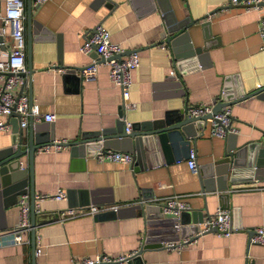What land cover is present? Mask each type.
<instances>
[{
    "label": "crops",
    "instance_id": "crops-1",
    "mask_svg": "<svg viewBox=\"0 0 264 264\" xmlns=\"http://www.w3.org/2000/svg\"><path fill=\"white\" fill-rule=\"evenodd\" d=\"M244 1L232 4L228 0H45L31 9L35 23L30 71L24 21L27 80L15 91L28 94L30 87L32 101L40 111L55 115L52 121L31 120L32 124L51 130L54 141L65 142L80 139L84 132L114 126L120 109L124 121L134 123L162 118L174 110L185 111L198 102H212L226 84L230 89L252 93L264 86V47L258 11L245 9ZM183 19H200L187 28L194 45L202 43L200 22H209L210 46L201 65L194 58L176 60L172 46L165 40L170 27ZM99 23L109 30L111 41L124 51L136 50L139 55V65L132 70L130 96L124 102L120 88L110 82L105 64L100 63L95 76L88 80L77 79L68 71L93 59L92 52L82 53L79 46ZM6 54L1 53L2 57ZM230 111L232 124L238 129L236 145H264V97H245L230 104ZM8 122L9 129L0 130V150L11 145L14 117H9ZM201 124L199 128L193 125L194 135L189 136L190 146L196 152L195 171L187 166L185 146L177 148V157L170 147L159 149L150 154V164L136 169L131 164L96 159L93 153L98 146L94 142L88 145L90 154H86L83 143L62 144L55 151H35V196L61 188L66 198H34L35 235L40 236L42 245L38 255L32 254L30 242L7 243L18 220V206L16 203L3 207L0 264H70L71 260L96 253L126 255L141 246L146 229L143 215L131 214L127 209L121 216L82 213L61 220L58 213L79 205L106 208L140 200L156 204L173 194L180 195L189 205L183 211L189 226L162 234L177 235L172 239L175 243L193 234L196 230L192 225L220 208L219 203L228 205L232 223L238 229L227 236L208 231L196 235L192 242L172 248H142L141 264H264V246L250 242L251 229L264 226V165L258 169L245 166L239 175L241 180L232 184L227 180L228 196L223 200L217 197L219 190L211 194L201 192L198 168H213L230 138L212 136L208 124L200 121ZM22 129L26 132L28 125ZM20 159L21 165L27 167L26 155ZM254 169L257 171L251 176ZM81 191H94L96 202L80 204ZM163 215L174 216L164 212ZM24 237L31 240L30 232Z\"/></svg>",
    "mask_w": 264,
    "mask_h": 264
},
{
    "label": "water",
    "instance_id": "water-1",
    "mask_svg": "<svg viewBox=\"0 0 264 264\" xmlns=\"http://www.w3.org/2000/svg\"><path fill=\"white\" fill-rule=\"evenodd\" d=\"M31 0H25V24L27 35V58L28 70L30 71V42L34 39L32 35L34 20L31 18ZM153 6L151 10H153ZM206 16V15H205ZM204 16V17H205ZM200 19H183L176 22L170 27L169 36L165 38L166 41L172 46L174 57L176 60L188 58L196 60L201 65L202 57L207 55L208 41L211 38L209 29V22L207 20L200 22L202 43L194 45L191 40V35L187 29L193 23ZM132 50H125L128 53ZM92 57L97 58L95 51H92ZM194 58V59H193ZM73 73L77 79H81L75 73V69L68 70ZM174 78V75L171 77ZM28 86L30 82L27 81ZM224 95L216 101L213 111L219 110L224 105H230L245 97L256 94L264 97V86L262 88L245 94L241 88L237 90L230 89L229 86L224 85ZM28 97L32 100L30 87L28 89ZM215 101V100H214ZM119 118L116 119L114 126L102 127L99 130L88 131L81 134L80 139L70 142H62L61 144H84L86 154L91 152L88 149L90 142L93 145L102 146L104 148L121 149L131 154V166L136 168L145 167L150 164V154L161 149L170 147L177 157V148L184 146L189 152L190 140L189 136L194 135L192 131L193 125L198 128L200 121L203 122V117L187 116L184 109L174 110L166 113L162 118L145 120L131 123L129 130L125 129V121L122 111L118 112ZM14 122L12 123L13 136L11 137V145L0 150V210L3 207L12 206L17 203L18 196L21 194L29 195L30 204V245L32 254L35 248V214H34V187H33V157L35 151L41 146L54 143V137L51 130H46L38 126H34L29 119L27 131H23L19 127V116L12 114ZM229 142L225 148L223 156L213 164V168L206 171L202 167L198 168V185L201 192L215 193L217 190L218 199H224L228 196V184L236 183L242 178L243 167L257 168L264 165V145L237 146L236 133H229L227 135ZM26 155L28 165L24 167L21 165L20 157ZM145 158V159H144ZM138 166V167H136ZM257 170L250 171V175H254ZM28 174V177H27ZM253 178V177H252ZM29 181V182H28ZM94 191H81L82 197L80 204H88L96 202L93 198ZM87 193V194H86ZM220 208L227 209L226 203H219ZM161 203H143L138 202L125 207L119 208L116 212L104 211L97 213L99 215L111 214V216H121L123 211H131V214L136 212L138 215H143L146 222V229L143 235L142 247L138 250L136 256L127 261L128 264H141L140 250L142 248H153L162 246L163 241H171L176 239L175 236L162 235L163 232L171 231L178 232L180 228L183 230L184 226H189V221L184 220V213L181 212L180 216L164 217ZM197 227L195 225H192ZM3 226L0 225V228ZM185 227V228H186ZM216 231V229H212Z\"/></svg>",
    "mask_w": 264,
    "mask_h": 264
},
{
    "label": "built area",
    "instance_id": "built-area-1",
    "mask_svg": "<svg viewBox=\"0 0 264 264\" xmlns=\"http://www.w3.org/2000/svg\"><path fill=\"white\" fill-rule=\"evenodd\" d=\"M45 0H31V6L35 7ZM240 0H228V3L237 4ZM227 3V4H228ZM245 9H255L258 11V28L261 38V46L264 47V4L261 0H245ZM25 0H0V130H8L10 124L9 117L12 114L19 116L18 125L25 128L30 120L43 119L52 121L55 115L50 112L43 113L40 111L37 103L29 99L28 94L16 92L18 86H24L26 83V64H25ZM2 51H6V56L2 57ZM79 51L88 54L95 51L97 58H93L85 65L75 70V73L83 80L92 79L98 65L103 63L107 66V74L110 82L120 88L122 101H126L130 96V87L132 84V70L139 65V55L136 50L124 53V49L118 44L110 40L109 30L101 23L94 26L93 31L88 39L80 46ZM226 86H228L226 84ZM224 95V89L215 101L198 102L186 107L185 114L193 117H203L204 123L209 126V134L216 137H226L229 133H237L238 129L232 124L230 105H224L219 110L213 111L216 101ZM131 122L125 121V129L129 130ZM65 141H54L52 144H46L37 149L40 152L55 151L60 148L61 143ZM98 160L119 161L131 164L132 157L128 152L104 148L98 146L93 153ZM187 166L190 170H196V152L190 148L186 159ZM45 197L56 200L66 198V192L58 188L51 194H39L34 196L38 201ZM28 194H21L17 200L18 220L15 226L10 230L11 236L7 239V243L22 244L29 243V238L24 235L30 232V204ZM136 202L117 203L109 207H97L95 205H79L68 207L61 210L58 215L61 220L82 213L95 214L99 211L116 212L119 208L128 206ZM162 211L179 216L182 211L187 210L189 205L178 194L167 196L162 201ZM37 205V203H36ZM35 209V204H34ZM196 231L185 236L181 242L163 241L162 245L166 248H172L182 245L183 243L192 242L196 235L213 231L223 235H229L231 231L237 230L238 227L232 223L231 211L224 208H217L213 213L207 215L202 220L194 224ZM251 243H258L264 246V226H258L251 229ZM40 236L35 235L34 254L38 255L42 251V245L39 241ZM141 246L126 255L111 256L106 253H96L93 256L82 257L79 260H71L70 264H122L132 257L136 256Z\"/></svg>",
    "mask_w": 264,
    "mask_h": 264
}]
</instances>
